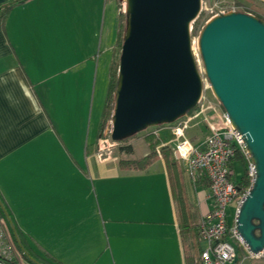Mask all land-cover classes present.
Segmentation results:
<instances>
[{
	"label": "crops",
	"instance_id": "0c3cea01",
	"mask_svg": "<svg viewBox=\"0 0 264 264\" xmlns=\"http://www.w3.org/2000/svg\"><path fill=\"white\" fill-rule=\"evenodd\" d=\"M246 1L264 17V0ZM114 12L108 0H24L0 19V193L38 263L195 264L181 229L211 207L206 180L180 160L133 169L100 149ZM239 248L229 264H264Z\"/></svg>",
	"mask_w": 264,
	"mask_h": 264
},
{
	"label": "water",
	"instance_id": "95a60500",
	"mask_svg": "<svg viewBox=\"0 0 264 264\" xmlns=\"http://www.w3.org/2000/svg\"><path fill=\"white\" fill-rule=\"evenodd\" d=\"M202 0H125V24L110 116L120 141L184 116L203 82L191 47V23ZM204 75L241 134L254 177L236 214V231L252 254L264 253V20L217 12L197 39Z\"/></svg>",
	"mask_w": 264,
	"mask_h": 264
},
{
	"label": "built area",
	"instance_id": "2783aa9c",
	"mask_svg": "<svg viewBox=\"0 0 264 264\" xmlns=\"http://www.w3.org/2000/svg\"><path fill=\"white\" fill-rule=\"evenodd\" d=\"M224 11L220 9L217 12ZM192 118L185 114L168 125L175 158L185 163L191 178L203 177L209 183L207 197L211 207L201 216L197 225L199 240L203 243L199 261L201 264H229L236 258L238 246H243L249 256L255 257L258 254L250 252L236 231L235 223L238 207L249 190L248 187L240 192L234 180L231 159L236 151L243 154L251 183L254 177V166L241 134L222 111L214 120L207 122L208 132L202 141L193 143L185 135ZM102 141L99 138V143ZM229 209L232 211L228 214ZM20 250L7 231L4 219L0 218V264H35Z\"/></svg>",
	"mask_w": 264,
	"mask_h": 264
},
{
	"label": "rangeland",
	"instance_id": "374dc122",
	"mask_svg": "<svg viewBox=\"0 0 264 264\" xmlns=\"http://www.w3.org/2000/svg\"><path fill=\"white\" fill-rule=\"evenodd\" d=\"M109 4H112L115 10L114 13L117 18H118V12L121 15L119 18V21H120V33L122 34L123 33L122 31L124 28L123 27L124 25L123 10L125 6V0H108V5ZM247 6H249V4L247 3L246 0H202L201 11L199 15L196 17V19L191 23L190 32H191L192 52L196 60L197 68L200 72L202 82H203V92H202L200 101L196 104L193 110H191L190 112L188 111L186 113L187 116H192L193 118L190 119L189 121V125L185 130V135L187 138L189 137V139L192 140L193 142L201 141L207 135V132H208V131L206 132L205 130V126L207 129V125H206L207 122L214 120L217 117V114H220L222 113V111H224L221 104L212 94L208 81L204 75L202 60L198 52V46H197V39H198L199 31L204 25V23L220 9H224L225 10L224 12L230 11L231 8H234L235 10L237 8L247 10ZM195 23H197L198 25V28L196 29V31L194 30V27H193ZM119 52H120V48H118V45H116L114 49V54H113V57H114L113 72L115 70L116 74H117V67H118ZM110 116L109 117L107 116V119L104 122L102 132L100 134V138L103 139V141L99 143V145L101 147L100 149L102 150V154L104 155V157L111 156L119 160L137 159V158L143 157L145 154H148L151 151H154V156L156 159L162 158L165 160L166 163H168L167 161L169 159L171 162H173V164H170V165L175 166L176 169L182 167L181 166L182 162L174 158L172 152H171L172 154L168 156V159L163 154V150H162L163 142L162 140L160 141L159 139L161 138L163 139V135L165 136L167 135L168 136L167 138L169 139L171 138L170 125L161 124V125L151 126V127H148L134 134L132 137H129L125 140L113 141L110 138V130H111ZM200 125H203V128L199 129ZM194 131L196 132L194 133ZM128 144H130L133 148L132 153H127L121 149V147L128 145ZM167 145L170 146L169 148L172 151L173 149L172 141L171 142L168 141ZM241 173H242L241 163L240 161H235L234 162V177L238 179ZM189 179H190V175H189ZM231 211L232 209H229L228 214L231 213ZM5 224H6L7 231L11 235L9 225L6 222ZM193 225L192 227H195V230H196L198 224H193ZM16 234L19 238L18 239V243H19V240L22 241L23 235L19 231ZM14 242L17 245V242L15 240ZM240 247H243V246H240ZM19 248L24 251V255L26 258L33 259L32 252L28 248L25 249L21 246ZM260 254L262 255L263 253H260ZM260 254L258 255L256 254V255L260 256ZM197 257L199 259V254Z\"/></svg>",
	"mask_w": 264,
	"mask_h": 264
},
{
	"label": "trees",
	"instance_id": "16d2710c",
	"mask_svg": "<svg viewBox=\"0 0 264 264\" xmlns=\"http://www.w3.org/2000/svg\"><path fill=\"white\" fill-rule=\"evenodd\" d=\"M22 1H24V0H11V1L7 2V3L0 4V19H4L6 17V15L8 14L9 10L16 3L22 2ZM236 11H242V12H246V13H251V14H253V15L259 17V18H262V16H260V15H258L256 13H253L250 10H244V9L237 8ZM123 15H124V13H123ZM120 16L121 15L119 13V18H120ZM124 24H125V15H124ZM123 27H124V25H123ZM193 27H194V30L196 31V29L198 28L197 23H195ZM123 30H124V28H123ZM121 39H122V34L120 33V21H119V31H118V40H117L118 48H120ZM113 59H114V57L112 58L110 66H109L108 88H107V93H106V97H105L103 112H102V115H101V121H100V124H99V134H101L103 126H104V122L107 119V116L109 117L111 115V112H112L111 110L113 108V92H114L115 80H116L115 70L113 72V61H114ZM195 106L193 108H195ZM193 108L191 110H193ZM132 136H130V137H132ZM167 137H168L167 135L166 136L163 135V139L161 138L159 140L160 141L162 140V142H163V146H162L163 154L168 159V156H170L172 154L171 153L172 151L169 148L170 146L167 145V142L170 140ZM125 139H127V138H125ZM125 139H123V140H125ZM121 149L124 150L127 153H132V151H133V148H132V146L130 144L121 147ZM155 159L156 158L154 156V151H151L150 153L145 154L141 158H137V159H122V160H120V164L122 166L130 167V168H133V169H144L149 164H151ZM235 161H240L241 168H242V173H241V175H240V177L238 179H236L234 177V180H235V182L237 184V187H238L239 191L243 192L250 186L251 181H250V176H249V173H248L246 161H245V159L243 157V154L240 151H236L235 155L231 159V167L233 168V170H234V162ZM167 162H168L167 165H169V166H170V164H173V162H171L169 159H168ZM204 180H206V182L208 183L206 178H204ZM0 218L4 219V221L9 225L10 233H11L13 239L17 242V245L20 247L22 242H21V240H19V243H18V239L19 238H18V236L16 234L18 232V227H17V225H16V223L14 221V218H13L8 206L6 205L1 193H0ZM192 225L193 224H191V225L190 224L189 225H183L182 229H181V232H183V236L187 232V234L183 238L184 246H185V257L193 258V259L195 258V260H196V258H197L196 256H198V254H200L201 248H200V245H199V243H200L199 241L200 240H199L198 231H197V229L195 230V227H192ZM20 242H21V244H20ZM239 247L237 249L240 251ZM27 259L29 261L35 263V264H63V263H61L59 261H52V260L49 261L48 259H42L40 263H38V262H36V261H34L33 259H30V258H27ZM197 260H199V259H197ZM199 263L200 262H195V264H199Z\"/></svg>",
	"mask_w": 264,
	"mask_h": 264
}]
</instances>
